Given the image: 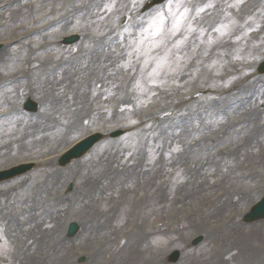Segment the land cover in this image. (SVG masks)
<instances>
[{"label": "rangeland", "instance_id": "1", "mask_svg": "<svg viewBox=\"0 0 264 264\" xmlns=\"http://www.w3.org/2000/svg\"><path fill=\"white\" fill-rule=\"evenodd\" d=\"M5 1L0 0V5ZM41 1L38 0V4ZM57 1L59 5H56L54 9H47L43 19L34 22L32 19H26L29 15L22 12L9 13L8 11L17 10L16 1L10 0L7 6L5 5L0 9V41L10 39L13 31L18 36L21 31L27 28L26 26L34 25L35 28L47 26L48 28L41 30L39 34L33 33L34 41L31 46L34 47L35 53L32 60L40 64L41 61H46L51 56H59L50 50L49 46L42 45V42L53 40L52 35L62 32L68 25L71 26L70 31L79 28L82 30L89 29L88 33H90L99 22L98 17L102 16L103 13L99 11L101 0L96 2L98 4L95 9L90 0ZM136 1L141 2L142 0ZM195 1L190 0L189 3L193 4ZM263 1L250 0L249 2L252 3L251 10L256 12L258 7L264 4ZM238 5L239 2L237 1L222 0L219 5L212 9L209 7L214 15L206 20V23L222 18L224 12L230 13L233 17L241 16V12H238ZM119 6L117 12L114 11L106 16L113 25L117 24L121 15L119 11L122 8L129 7L128 10L139 8L133 0L120 1ZM96 13L99 16L94 19ZM2 14L7 19H2ZM11 16L13 18L10 21ZM128 27L129 25L119 30L123 32L125 39ZM239 28V25L233 26V30ZM126 44L127 42L124 43L123 47ZM28 46V44L24 46L25 54L30 56L31 51ZM12 50L13 53L8 52V50L0 53V55L5 56L0 62V110L10 112L7 121L0 122V148L4 147L0 149V165L2 167L45 155L48 148L53 145L50 142L47 145L48 141L43 140L40 147L47 145L48 148L45 152H42L43 149L42 151L36 149L30 151L33 142L30 134L34 132V129L25 124L21 127L11 125L12 121L22 123L23 119L15 111V107H21L22 99L28 94L37 96L33 84L38 70L36 66L32 70L33 76L29 79L9 76L25 71L26 68V66L21 65L22 61L16 53L19 49L12 48ZM254 52L255 50L250 48L247 55H253ZM260 53L262 52H258V54ZM241 54L242 56L246 55L243 52ZM263 57L264 54L261 58ZM183 71H191V68L186 67ZM252 75L254 74L245 78L240 77L236 81L233 91L220 95L218 99L221 101L226 99L222 102L212 100L215 98L213 94H205L204 99L192 107H188V105L170 107L171 112L166 117H161L162 115L157 112L167 109V107H148L146 109H140V107L134 114L131 110H119L117 106L119 103L127 102L135 106L137 101V97H130L131 93L135 92L136 94V87L133 86L131 80L123 77L117 80L114 86L118 88L116 91L118 99L113 98L109 102H90V104L96 103L99 107V111L103 114L101 119L89 116L80 121L78 125V127L85 126L84 128H80L78 133L70 139L64 138L65 141L71 143L77 137L94 129L129 126L126 123L135 116L139 119L142 113L151 112L154 117L160 119L176 115L172 121L165 124L163 129L155 127L153 132L160 140V144L156 148L158 154L161 155L164 148L171 154L177 166L165 169L162 166L161 157L155 167L148 171L144 168L140 175L138 169L131 176L135 180V185L138 186L137 196L142 195L138 207H152L153 210L161 208L162 211L159 212V215L165 216L164 221L169 223L174 219V234L168 233L169 229H166V234H163L160 243L159 231L151 228V237L147 241L138 240L135 248H152L153 254L156 252L164 254L174 247L183 248V257L179 264H264V221L245 226L238 218L264 195V125L262 123L264 111H261L259 107V103L264 102V91L258 90L255 83L251 82L254 79ZM98 76L104 77V70H101ZM165 76L171 84H177L180 81L178 77L174 76V70L167 71ZM210 77L211 70L205 66L195 79L186 80L185 88L179 92V100H181V95L187 94L185 98H189L199 89L207 90L203 84ZM3 79L5 80L2 81ZM172 89L171 87L168 90ZM100 91L103 90L100 89ZM96 92L97 90L94 91V95ZM110 95L111 93L108 96ZM190 101L194 102V100ZM6 107L11 108L5 109ZM238 121L243 122L238 124ZM83 122L85 124H82ZM69 126L71 128V124ZM9 129L10 131H8ZM71 130L74 131L72 128ZM133 130L134 128L126 136L116 141H104L100 145L102 152H95V157L90 160L92 161L90 164H75L63 174H55L49 181L46 170L49 164L41 165L28 181H16L6 185L3 193L7 197L0 207L2 210L0 220L4 221L5 218H8L7 214L18 211L15 207H12L15 209L13 210L7 203L13 201L17 203L16 207L20 206L22 201L16 198V194L20 189L30 187L33 190L32 197L38 193L39 196L36 199L46 201L51 207L50 210L55 213L51 255L54 264H64L61 257L65 247L61 237V227L64 220L61 217L62 214H58L56 210H64L68 207L72 212L69 216L78 219L81 218L80 211L88 212L101 194L102 185L105 182V178L102 177L100 179L102 183L97 185L93 179L96 178L97 174L103 175L105 173H108V177H110L111 172L116 171L110 160L117 157V154L124 153L126 145L137 141L138 126L136 130ZM222 131H226L228 134L223 136ZM209 140H213V142ZM144 144L142 143L139 148V152L142 149V163L146 148L148 146L153 147L151 143L147 146ZM224 147L226 150H230L228 154L220 153L219 150ZM200 160H205L206 166L204 168L198 166ZM176 169L179 171L178 185L176 184L177 173H173ZM154 175L158 176L157 179H154ZM122 176L120 180H124ZM73 177H77L74 193L68 198L60 197L63 181ZM132 179L129 180L128 178L121 183L122 185L125 184V189L131 185ZM172 196H174L173 205L169 201ZM81 201L83 205L80 207ZM14 219H16L15 216ZM91 222L90 217H83L85 227L89 226ZM197 234L205 235L206 240L198 248H188L190 240ZM134 264H143V257H140Z\"/></svg>", "mask_w": 264, "mask_h": 264}, {"label": "bare ground", "instance_id": "2", "mask_svg": "<svg viewBox=\"0 0 264 264\" xmlns=\"http://www.w3.org/2000/svg\"><path fill=\"white\" fill-rule=\"evenodd\" d=\"M89 56V54H86L85 58ZM94 69V66L93 64H89L88 67H87V71L89 72V75L92 77L93 73H92V70ZM48 137V135L46 136Z\"/></svg>", "mask_w": 264, "mask_h": 264}]
</instances>
